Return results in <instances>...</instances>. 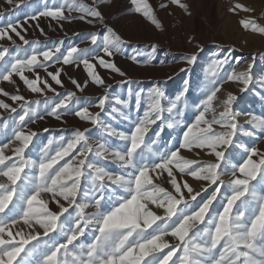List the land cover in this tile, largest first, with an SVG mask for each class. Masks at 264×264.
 <instances>
[{"label": "snow or ice", "instance_id": "1", "mask_svg": "<svg viewBox=\"0 0 264 264\" xmlns=\"http://www.w3.org/2000/svg\"><path fill=\"white\" fill-rule=\"evenodd\" d=\"M100 2L65 0L58 7L46 6L38 16L30 17H49L63 27V21L73 18L65 14L67 9L68 13H79L75 19L104 25L105 32H90L84 38L88 47L65 48L64 40L43 44L30 41L23 34L27 31L23 24L9 23L0 28V40L6 39L13 46L10 49L0 45V84L14 86V93L0 86V109L15 114L0 116L2 128H8V120L14 125L11 138L0 143V178H4L0 181V264H264V192L258 193L250 183L258 170L264 173V151L245 148L247 159L233 165L227 184L221 179L222 162L226 160L221 149L233 144L238 131L250 137L256 130L264 132V117L250 116L247 123L252 126L251 131H245L238 123L240 114L233 111L236 96L232 93L221 101L222 111L218 114L213 107L225 80L218 70L228 63V57L213 62L209 73L213 79L208 81V94L197 107L194 122L186 125L178 146L164 150L160 132H155L154 138L149 132L157 121L166 123L169 129L180 125L176 117L182 115L180 104L187 88L167 107L162 105L164 93L159 87L147 93L129 87L126 96L113 94L112 85L106 84L97 68L125 78L118 82L121 86L132 85L134 81L111 59L122 54L129 42L105 24ZM130 3L135 13L163 30L149 0ZM171 3L187 8L181 0ZM241 10L251 11L239 3L230 9L233 13ZM240 24L245 30L264 34V27L252 18L242 19ZM40 31L46 35L43 29ZM9 32L22 43L17 44ZM157 50L156 44L150 45L147 61H138L137 57L144 53L134 49L130 59L150 62ZM185 61L191 66L197 55L186 56ZM67 65H82L87 77L83 82L69 77L76 91L58 92L53 84L64 88L62 75ZM251 69L250 64L245 71H232L226 79L241 84L240 91H246L252 83ZM14 77L41 98H26ZM89 83L103 90L94 102L77 95ZM49 92L53 95L48 96ZM142 101L146 107L141 114ZM93 107L97 110L92 111ZM165 112L169 114L167 119ZM208 112L213 114L211 120L206 118ZM66 115H74L91 127L75 129L70 138L49 139L38 160L26 157L33 138L39 135L28 130V124L45 116L62 120ZM105 117L127 121L130 129L121 131ZM93 128L101 132L99 137L92 136ZM113 140L122 146L115 147ZM14 142L18 143L10 148ZM5 149H10L11 155H6ZM197 149L207 150L214 162H202ZM184 150L194 152L197 158H186ZM254 156L258 159L254 160ZM107 163L117 165L119 171L109 170ZM186 176L205 182L201 191H196ZM161 177L171 190L157 182ZM211 186H215L211 194L197 201ZM222 188H231V195L226 197L222 211L210 212ZM237 201L240 203L233 213ZM50 203L56 205V210L49 207ZM156 210H163V215ZM87 233H92L91 241L87 240ZM166 237L176 242L171 243Z\"/></svg>", "mask_w": 264, "mask_h": 264}, {"label": "rangeland", "instance_id": "2", "mask_svg": "<svg viewBox=\"0 0 264 264\" xmlns=\"http://www.w3.org/2000/svg\"><path fill=\"white\" fill-rule=\"evenodd\" d=\"M84 2L91 3V0H84ZM181 2L187 5L186 9L172 4L171 0H149L157 18L162 22L163 30L156 29L144 17L135 13L132 10L133 6L130 0H101L100 2V9L105 17V24L113 28L123 39L129 42L124 47L122 54H117L111 59L127 74L128 78L134 81L132 85L121 86L118 82L125 78L112 73L110 70L97 68V71L105 79L106 84L112 85L113 94L126 96L129 87L134 91L143 89L145 93L153 87H159L164 93L162 105L167 107L171 101L175 100L177 95L187 88V92H185L183 101L180 104L182 115L176 117L180 120V125L169 129L166 127V123L157 121V124L153 125L152 130L149 132V136L153 138L155 132H160V146L164 150L171 149L174 145L178 146L182 139L183 131L186 130V125L194 122L195 115L198 114L197 107L201 105L208 94L206 87L208 81L213 79L209 74L213 62L222 60L225 57H228V63L218 70L219 75L225 77V80L221 91L213 101L216 113L218 114L222 111L221 101L226 98L228 93H232L236 96L232 105L233 111L240 114L237 117L238 123L243 126L245 131L253 130L252 126L247 123L251 115L264 117V34L251 29L245 30L240 24L242 19L252 18L258 26L264 27V0H181ZM63 3H65V0H12V3H8V0H0V28L5 27L9 23L23 24L27 28V31L23 33L26 39L30 41L39 40L42 44L48 41L64 40L65 48L68 46L88 47L89 44L84 39L88 33L105 32L104 25L99 23L89 24L86 21L75 19L79 13H68L67 9H65V14L73 18L63 21V27L49 17H39L37 20L30 19L33 15L38 16L39 12L44 11L46 6L58 7ZM162 3L167 6L161 8L160 5ZM237 3L245 5L251 11L241 10L233 13L230 9ZM37 24L39 28L36 27ZM40 29H43L46 35H42ZM9 34L13 36V39H16L17 44L22 43L13 33L9 32ZM152 44H156L158 50L150 62L138 63L130 59L135 54L134 49H140L144 55L138 56L137 60L147 61V53L150 51V45ZM0 45L10 49L13 48L11 42L6 39L0 40ZM198 45L200 47H197ZM24 47L27 48V46ZM192 54L197 55V61L189 66L185 61V57ZM12 55H15L14 50ZM101 55L103 54L101 53ZM250 64L252 65V83L246 91L241 92L240 88L242 85L234 81H227L226 76L232 71H245ZM181 68L186 70L181 72ZM64 70L65 74L62 75L64 88L54 84L53 86L58 92L76 91L69 77L83 82L87 77L83 66L76 68L67 65L64 66ZM14 79L16 84L19 85L20 93L26 98H41L38 94H33L27 90L23 82L19 81L18 78L14 77ZM0 86L10 93H14L13 85L3 82ZM102 91V88L89 83L85 91L83 93L77 92V95L87 97L94 102L102 94ZM52 95V93H48V96ZM6 102L12 103L11 100L7 99ZM132 107V115L135 116L134 101ZM145 107L146 105L142 101L141 114ZM91 110L96 111L97 109L93 107ZM10 115L15 116V114H10L8 111L0 109V116L8 117ZM163 115L165 119L169 117L167 112ZM212 115V112H208L206 113V118L211 120ZM105 119L109 120L114 127L121 131L127 132L130 129V123L127 121L110 120L108 117H105ZM7 123L8 128L6 129L0 126V143H6L12 136L11 129L14 127L12 120H8ZM85 127H91V125L79 120L74 115H66L62 120L45 116L43 120L29 123L28 130L36 131L39 135L33 138V142L29 149L26 150L25 155L33 160H38L42 156L41 149L47 144L49 139H58L60 136L70 138L75 129H83ZM214 127L217 131H221L218 126ZM45 128L49 131L45 132ZM100 135V131L92 129L94 138ZM17 143L14 142L10 145V148L16 146ZM112 143L115 147L122 146L121 142L117 140H113ZM252 147L264 151V132L256 130L255 135L250 137L244 135L243 131H238L237 136L233 138V144L224 146L221 149L225 151L226 158L225 162H222L224 174L221 177L225 184L232 178L233 165H238L247 159L248 153L245 148ZM52 148L55 149L56 145L53 144ZM195 151H200L198 158L202 162H214V156L206 154L207 150L201 151L197 149ZM5 154L11 155L10 149H5ZM183 155L186 158H197L194 152L186 150L183 151ZM253 159L256 160L258 157L254 156ZM106 167L114 172L119 171L117 165L112 163H107ZM26 171L28 170L26 169ZM237 174L239 175V173ZM3 179L0 178V181ZM185 179L196 191H201L205 183L202 181L198 182L187 176ZM157 182L171 190L163 177ZM250 183L256 187L258 193L264 192V173L258 170L256 178L251 180ZM214 187H209L206 193H202L200 197H197V201L206 199ZM229 195H231V188H222L221 194L218 195L217 201L213 202L210 212L213 210L215 212L222 211L223 205L226 203V197ZM239 203L237 201L233 206V213L237 211ZM49 207L56 210L54 203H50ZM150 207L153 206L150 205ZM251 208L254 210L255 205H252ZM93 210L88 209V211ZM240 210L245 211V208L241 207ZM156 211L158 214L163 215V210ZM153 227L155 228L156 225ZM200 227H203V225H200ZM17 228H19V225H17ZM25 231H27L26 228ZM54 235V233H50V236ZM86 235L87 240L91 241L92 233H87ZM165 239L171 243L176 242L171 237H166ZM165 252H167V249H165ZM21 256H23V253H21ZM145 259L148 260L151 257H146Z\"/></svg>", "mask_w": 264, "mask_h": 264}, {"label": "bare ground", "instance_id": "3", "mask_svg": "<svg viewBox=\"0 0 264 264\" xmlns=\"http://www.w3.org/2000/svg\"><path fill=\"white\" fill-rule=\"evenodd\" d=\"M244 121H245V120H244ZM244 121H243V122H244Z\"/></svg>", "mask_w": 264, "mask_h": 264}]
</instances>
